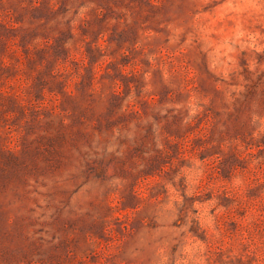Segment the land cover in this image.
<instances>
[{
  "label": "rangeland",
  "instance_id": "374dc122",
  "mask_svg": "<svg viewBox=\"0 0 264 264\" xmlns=\"http://www.w3.org/2000/svg\"><path fill=\"white\" fill-rule=\"evenodd\" d=\"M0 264H264V0H0Z\"/></svg>",
  "mask_w": 264,
  "mask_h": 264
}]
</instances>
